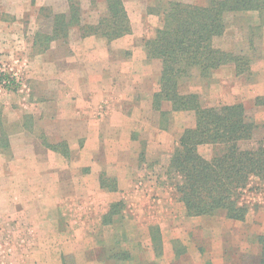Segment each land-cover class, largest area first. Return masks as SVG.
<instances>
[{"label": "rangeland", "instance_id": "1", "mask_svg": "<svg viewBox=\"0 0 264 264\" xmlns=\"http://www.w3.org/2000/svg\"><path fill=\"white\" fill-rule=\"evenodd\" d=\"M122 1L131 33L107 42L101 35L82 37L73 27L66 44L37 52L34 34L50 31V12H66L68 1L0 0V109L10 133V148L0 154V264H259L264 185L243 194V220L186 216L171 179L162 174L177 133L194 122L192 112L162 115L152 106L157 113L146 122L134 118L136 134L116 132L127 122L119 110L158 89L161 61L148 59L143 46L161 25L157 4L166 0ZM76 2L82 23H98L103 0ZM232 34L237 44L243 33ZM227 42L232 46L226 36L219 41L222 47ZM258 53L264 54V39ZM263 74L262 59L251 87L250 79L226 66L208 81L182 82L180 91L199 92L206 105L241 102L259 136L264 103L255 100L264 98ZM251 92L261 94L249 97ZM90 121L102 124L91 129ZM157 127L166 129L159 138L167 147L157 143ZM149 136L156 137L154 145ZM58 142L67 151L48 147ZM198 150L207 158L212 154L208 145ZM101 178L115 179L116 189L101 187ZM113 203L119 211L106 223ZM156 229L161 253L151 243ZM59 239H70L71 251L59 247ZM123 252L130 257L123 259Z\"/></svg>", "mask_w": 264, "mask_h": 264}, {"label": "trees", "instance_id": "2", "mask_svg": "<svg viewBox=\"0 0 264 264\" xmlns=\"http://www.w3.org/2000/svg\"><path fill=\"white\" fill-rule=\"evenodd\" d=\"M67 1L66 12H50V31L34 34L33 47L37 52L45 51L51 43L66 44L73 27L79 29L82 37L101 35L107 42L131 33L122 0H103L104 13L96 24L82 23L79 4L76 0ZM157 9L161 25L143 46L148 59L161 61L159 86L152 95V106L162 115L190 111L194 116L193 126L182 130L177 146L165 156L162 174L171 179L186 216L223 215L227 219L243 220L248 211L243 194L264 185V131L256 136L258 126L241 102L206 105L199 92H181L180 85L192 79L208 81L226 64L234 66L235 76L253 81L252 64L261 55L258 49L264 26V0L190 3L166 0L158 2ZM237 29L243 34L236 44L232 33ZM225 36L232 40L228 50L219 43ZM163 101L170 103V111L161 110ZM255 103H264V98L257 97ZM9 137L6 118L0 109V154L9 150ZM60 145L63 147L60 150L67 151L64 142L48 147L58 149ZM200 145L212 147L208 158L199 152ZM253 180L256 181L254 186L251 185ZM109 181L114 183L109 184ZM109 185L110 190H115V179H100L101 187ZM119 206V203L110 205L104 215L106 223L118 213ZM157 230H152L151 236L155 249L161 246ZM256 239L261 246L259 264H264V235ZM116 256L118 253L112 255ZM129 257V252H123V259Z\"/></svg>", "mask_w": 264, "mask_h": 264}, {"label": "crops", "instance_id": "3", "mask_svg": "<svg viewBox=\"0 0 264 264\" xmlns=\"http://www.w3.org/2000/svg\"><path fill=\"white\" fill-rule=\"evenodd\" d=\"M254 17H255V14H254ZM262 39H264V26H263V28L261 30V38H260V41ZM230 48H231V44L229 42H227L226 46L223 47V49H226V50H228ZM262 59H263V72H264V54H261V57L258 60L254 61L253 64H252V71H253V73L256 71V65L262 63ZM226 66L227 67H233L234 68V66L232 64H226V65H223L220 68H218L216 71H218L221 68L226 67ZM256 84H257V82H256V80L254 78L253 81L250 82V86L252 87V86H254ZM152 93H151V95H150V93L149 94L143 93L141 96H139V97L137 96L136 103H134V105H132L133 107L127 103L126 106H125V109L123 111L122 110H119V116H120V118L123 119V121H127V122L123 124V127H121L120 124H119L118 126H119L120 129H117L116 132H118L120 130V134H122V131L125 134H128V131H129L130 134H136L138 132L139 128H137L136 126H135L136 128L133 127V125H136L133 122V121L136 120L134 118H137L138 117V119L146 122V119L147 120L150 119L151 113H154V112L157 113V111H155V110L152 109V97H151L152 96ZM260 94L261 93H259V92H257V93L251 92L249 94V97H254L255 98L256 95L258 96ZM141 109H145V110L144 111H141ZM170 109H171V106H170V103L169 102L163 101L161 103V110H163V111H170ZM182 112H190V111H177V112H173L172 111L168 115L169 116L170 115L174 116V114L175 115L177 114V117H178V114H180ZM101 116H102V114H101ZM106 118H108V117L106 116ZM100 120L103 121V123L105 121L103 118H101ZM101 121H100V123H97L96 122L97 124H95L94 121H90V122L87 123V127L92 129L94 126L96 127V125L102 124ZM193 124H194V122L191 123V124H189V125H187V126H185V127L183 126L181 128V130H183L186 127L193 126ZM111 127H115V126H111ZM92 132L95 133V134H100L101 131L95 130V131H92ZM166 133H167L166 129H159V127H157L156 130L153 132V134H157L158 135L157 143H161L162 144L161 145L162 147H167V142H165V140H163V139H161L159 137H163V136L165 137V135H167ZM180 133L181 132L177 133V140H178V138L180 136ZM138 141H139V139H138ZM155 141H156V137L149 136V139L147 140V143L149 145L150 144H153L154 145L156 143ZM175 142H177V141H175ZM128 180L129 179L125 180V182L127 183ZM122 184H123V180H120L119 185L122 186ZM118 188H121V187L118 186ZM179 210H180L181 213H184V207H183L182 203H179ZM68 241H70V239H68L67 241H62L61 239H59L57 241V243H59V247L65 248L66 249V252H69V251H71V247L69 248V246L71 245V243L68 242Z\"/></svg>", "mask_w": 264, "mask_h": 264}]
</instances>
